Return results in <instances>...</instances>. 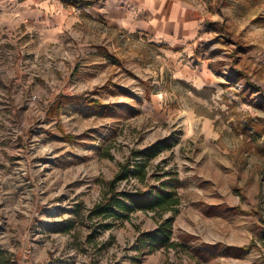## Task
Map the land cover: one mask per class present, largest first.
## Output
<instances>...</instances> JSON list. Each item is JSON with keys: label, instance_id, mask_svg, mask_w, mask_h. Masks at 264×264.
Instances as JSON below:
<instances>
[{"label": "rangeland", "instance_id": "rangeland-1", "mask_svg": "<svg viewBox=\"0 0 264 264\" xmlns=\"http://www.w3.org/2000/svg\"><path fill=\"white\" fill-rule=\"evenodd\" d=\"M205 2L193 42L113 24L42 49L0 0L6 264H264V0ZM161 187L179 203L136 205Z\"/></svg>", "mask_w": 264, "mask_h": 264}, {"label": "crops", "instance_id": "crops-1", "mask_svg": "<svg viewBox=\"0 0 264 264\" xmlns=\"http://www.w3.org/2000/svg\"><path fill=\"white\" fill-rule=\"evenodd\" d=\"M201 1L200 4L198 2ZM206 1V0H205ZM202 0H2L15 14L24 34L36 35L42 49L64 40L74 31L112 35L113 24L131 33L164 42H193L202 29ZM78 28L75 29V27ZM24 260V259H23Z\"/></svg>", "mask_w": 264, "mask_h": 264}, {"label": "trees", "instance_id": "trees-1", "mask_svg": "<svg viewBox=\"0 0 264 264\" xmlns=\"http://www.w3.org/2000/svg\"><path fill=\"white\" fill-rule=\"evenodd\" d=\"M130 171V168L127 165L123 166L122 175ZM121 175V174H119ZM119 177V176H118ZM116 180L112 181L111 184V196L106 198L102 205H98L93 210V215L100 217L102 220L105 219L106 215H110V211L112 212L113 207L116 204H119V207H127L117 198V191L115 188ZM136 205L143 206L148 209H167L173 208L176 204L179 203V197L177 196V192L174 189L159 188L153 194H147L145 191H138L133 196ZM92 217V216H91ZM168 237L166 238V240ZM3 253V252H1ZM1 257V256H0ZM8 258L5 256L0 259V264H6Z\"/></svg>", "mask_w": 264, "mask_h": 264}, {"label": "built area", "instance_id": "built-area-1", "mask_svg": "<svg viewBox=\"0 0 264 264\" xmlns=\"http://www.w3.org/2000/svg\"><path fill=\"white\" fill-rule=\"evenodd\" d=\"M27 256H28L27 254L24 256L25 258L20 264H43V263H39V262H31V261H29V259L27 260Z\"/></svg>", "mask_w": 264, "mask_h": 264}]
</instances>
